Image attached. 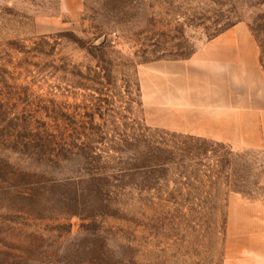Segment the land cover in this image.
<instances>
[{
    "label": "rangeland",
    "instance_id": "374dc122",
    "mask_svg": "<svg viewBox=\"0 0 264 264\" xmlns=\"http://www.w3.org/2000/svg\"><path fill=\"white\" fill-rule=\"evenodd\" d=\"M243 32L264 73V0H0V264H257L256 228L227 224L264 205V150L184 194L162 165L197 135L147 114L139 73Z\"/></svg>",
    "mask_w": 264,
    "mask_h": 264
},
{
    "label": "crops",
    "instance_id": "0c3cea01",
    "mask_svg": "<svg viewBox=\"0 0 264 264\" xmlns=\"http://www.w3.org/2000/svg\"><path fill=\"white\" fill-rule=\"evenodd\" d=\"M217 40L222 51L161 63V79L153 70L139 71L146 112L161 111L166 128L182 129L235 149L264 150V73L253 41L244 32L222 34ZM179 89L185 92L177 93ZM237 200L230 203L228 229L239 217L241 228L249 232L256 228L257 264H264V205L240 213L233 204Z\"/></svg>",
    "mask_w": 264,
    "mask_h": 264
},
{
    "label": "trees",
    "instance_id": "16d2710c",
    "mask_svg": "<svg viewBox=\"0 0 264 264\" xmlns=\"http://www.w3.org/2000/svg\"><path fill=\"white\" fill-rule=\"evenodd\" d=\"M5 11L12 14L10 9ZM62 34L68 36V33ZM170 147L174 149L171 153L175 155H171L162 166L167 171L174 169L179 172V182L183 185L184 194L191 197V192L196 191L199 196H204L199 200V197L197 198L204 204L213 192H219L223 187L231 188L233 185V178L231 180L228 170L237 154L231 145L201 136L182 134ZM222 200L219 197L215 199L218 203L216 206H219Z\"/></svg>",
    "mask_w": 264,
    "mask_h": 264
}]
</instances>
